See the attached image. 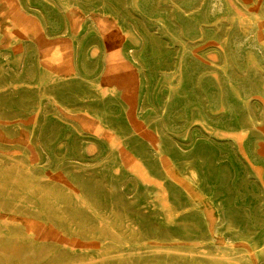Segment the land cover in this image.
<instances>
[{"label":"rangeland","instance_id":"374dc122","mask_svg":"<svg viewBox=\"0 0 264 264\" xmlns=\"http://www.w3.org/2000/svg\"><path fill=\"white\" fill-rule=\"evenodd\" d=\"M0 264H264V0H0Z\"/></svg>","mask_w":264,"mask_h":264},{"label":"bare ground","instance_id":"6f19581e","mask_svg":"<svg viewBox=\"0 0 264 264\" xmlns=\"http://www.w3.org/2000/svg\"><path fill=\"white\" fill-rule=\"evenodd\" d=\"M14 6V5H13ZM71 12V11H70ZM73 14V13H72ZM60 16H61V14H60ZM86 17V16H85ZM66 19V18H65ZM90 20V19H89ZM71 23V22H70ZM92 24V23H91ZM94 26V25H93ZM92 26V27H93ZM98 29H99V27H98ZM96 30V29H95ZM66 31H67V29H66ZM71 34V33H70ZM71 36V35H70ZM31 37V36H30ZM73 37V36H72ZM71 38V37H70ZM100 39V38H99ZM34 42V41H33ZM103 42V41H102ZM120 43V42H119ZM123 43V42H122ZM121 43V44H122ZM93 48H94V46H93ZM74 49V48H73ZM106 51V50H105ZM77 52V51H76ZM90 52H91V49H90ZM38 53V52H37ZM105 53V52H104ZM77 54V53H76ZM103 54V53H102ZM74 55V54H73ZM104 56V55H103ZM77 58V57H76ZM69 61V60H68ZM88 61V60H87ZM75 66H77V65H75ZM76 71H78L77 69H76ZM76 76V75H75ZM81 76V75H80ZM80 76H79V78H80ZM78 77V76H77ZM82 77V76H81ZM101 82V81H100ZM99 82V83H100ZM102 85V84H101ZM115 88V87H114ZM112 89V88H111ZM116 90V89H115ZM173 97V96H172ZM172 100V99H171ZM166 111V110H165ZM249 117V116H248ZM160 121V120H159ZM244 121H246V119L244 120ZM246 124V123H245ZM161 125V124H160ZM244 125V124H243ZM166 129V128H165ZM192 131V130H191ZM163 133V132H162ZM158 134V133H157ZM257 134V133H256ZM161 143V142H160ZM159 144V143H158ZM157 144V145H158ZM161 148V147H160ZM162 150V149H161ZM153 156V155H152ZM153 158V157H152ZM48 161V160H47ZM38 185V184H37ZM231 221V220H230ZM250 233V232H249ZM252 234V233H251ZM231 236V235H230ZM244 237V236H243ZM173 239V238H172ZM164 241V240H163Z\"/></svg>","mask_w":264,"mask_h":264}]
</instances>
